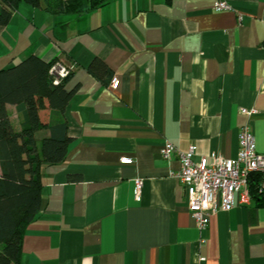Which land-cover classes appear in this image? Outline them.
Masks as SVG:
<instances>
[{
	"label": "crops",
	"instance_id": "1",
	"mask_svg": "<svg viewBox=\"0 0 264 264\" xmlns=\"http://www.w3.org/2000/svg\"><path fill=\"white\" fill-rule=\"evenodd\" d=\"M215 1L109 0L79 14L21 2L0 27V69L29 55L71 67L66 153L40 167L19 264H264V205L235 193L200 230L172 176L178 156H161L169 140L194 162L235 158L246 124L264 154V0Z\"/></svg>",
	"mask_w": 264,
	"mask_h": 264
},
{
	"label": "trees",
	"instance_id": "2",
	"mask_svg": "<svg viewBox=\"0 0 264 264\" xmlns=\"http://www.w3.org/2000/svg\"><path fill=\"white\" fill-rule=\"evenodd\" d=\"M109 0H0V27L21 2L43 6L50 14H79ZM35 55L0 69V264H19L26 226L40 210V167L63 160L69 137L64 110L72 92L66 75L53 83L51 65ZM93 60L89 68L94 71ZM104 71L105 67L102 66ZM16 106L20 128L11 124L6 106ZM39 131H45L40 139ZM249 197L264 205V173L247 179Z\"/></svg>",
	"mask_w": 264,
	"mask_h": 264
},
{
	"label": "built area",
	"instance_id": "3",
	"mask_svg": "<svg viewBox=\"0 0 264 264\" xmlns=\"http://www.w3.org/2000/svg\"><path fill=\"white\" fill-rule=\"evenodd\" d=\"M215 11L229 10L231 5L227 0H216L213 7ZM71 67L61 62H54L49 73L53 76V83H58L70 72ZM119 79L112 77L109 82L111 89H116ZM241 112L251 115L253 110L241 109ZM193 147L180 152L169 140H165L161 148V156L170 160L177 155L180 161V170L172 173L184 187L188 210L195 219L198 229L207 227L209 217L218 208L228 211L234 206V194L239 193L242 201L249 198L248 176L251 173H264V154L257 152L254 136L246 124L239 131V150L235 158H226L211 153L201 156L197 162L192 161ZM122 164H132L133 158L123 156ZM142 181L136 180L135 197L140 199ZM264 188V182L261 183Z\"/></svg>",
	"mask_w": 264,
	"mask_h": 264
}]
</instances>
